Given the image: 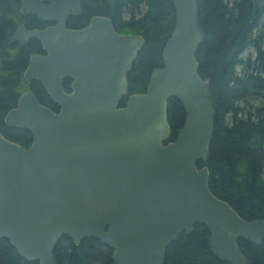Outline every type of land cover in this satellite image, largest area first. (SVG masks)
<instances>
[{"label": "water", "instance_id": "1", "mask_svg": "<svg viewBox=\"0 0 264 264\" xmlns=\"http://www.w3.org/2000/svg\"><path fill=\"white\" fill-rule=\"evenodd\" d=\"M80 1L21 0L23 13L50 23L12 38L36 40L42 51L29 57L22 84L39 82L58 108L25 90L5 115L4 123L28 131L32 143L24 149L0 133V240L38 264H56L63 235L73 245L101 241L113 249V264H164L168 245L198 224L208 229L217 258L247 264L237 241L260 245L264 218H241L211 193L207 168L196 166L207 159L214 118L195 57L203 39L197 0H172L175 23L163 66L123 107L126 75L144 39L117 34L102 16L68 29ZM170 98L185 113L173 141Z\"/></svg>", "mask_w": 264, "mask_h": 264}, {"label": "trees", "instance_id": "2", "mask_svg": "<svg viewBox=\"0 0 264 264\" xmlns=\"http://www.w3.org/2000/svg\"><path fill=\"white\" fill-rule=\"evenodd\" d=\"M43 2L51 0H40ZM203 39L195 52L198 74L208 81L207 100L214 110L213 135L205 161L211 193L228 203L244 220L264 218V0H197ZM95 16L111 20L118 34L140 35L144 45L130 66L127 97L144 93L153 73L163 66L162 52L173 32L172 0H81L78 13L69 16L68 29H81ZM50 23L23 13L21 0H0V133L27 149L32 137L26 130L9 127L5 115L18 98L30 90L46 107L57 106L41 84H22L29 57L42 54L38 41L13 42L19 29H43ZM70 80L63 82L69 91ZM166 117L173 141L185 113L175 98L167 101ZM237 245L247 264H264V240L260 245L239 239ZM56 264H113V249L94 238L73 245L63 235L53 251ZM0 264H38L22 259L7 240H0ZM164 264H228L217 258L210 233L194 225L168 245Z\"/></svg>", "mask_w": 264, "mask_h": 264}]
</instances>
